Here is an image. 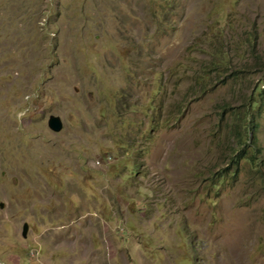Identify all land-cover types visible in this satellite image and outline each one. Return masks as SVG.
I'll use <instances>...</instances> for the list:
<instances>
[{
  "label": "rangeland",
  "instance_id": "rangeland-1",
  "mask_svg": "<svg viewBox=\"0 0 264 264\" xmlns=\"http://www.w3.org/2000/svg\"><path fill=\"white\" fill-rule=\"evenodd\" d=\"M219 28L245 78L195 92ZM258 83L260 159L215 187ZM0 202V264H264V0H0Z\"/></svg>",
  "mask_w": 264,
  "mask_h": 264
},
{
  "label": "trees",
  "instance_id": "trees-1",
  "mask_svg": "<svg viewBox=\"0 0 264 264\" xmlns=\"http://www.w3.org/2000/svg\"><path fill=\"white\" fill-rule=\"evenodd\" d=\"M222 29L219 28L210 37L212 42L209 47L210 58L200 65L201 72L195 77L194 86L195 92H202V85L211 78H221V82H226L227 79L239 81L244 79L245 69L236 67L232 60L228 57V50L225 48V43L221 39ZM256 37L248 34L245 42L244 52L248 53L252 58L260 59V47L256 43ZM242 54V53H241ZM262 80V79H261ZM261 82V81H260ZM192 88V89H193ZM205 91V89H203ZM263 92L261 84H255L250 94L244 97L242 108L227 104L220 114V121H224V132L226 140L231 139L230 143V167L222 168L213 178L212 184L219 187L228 176H234L238 169V164L241 160H245L251 167H256L260 159V147L257 144V122L255 121V110L258 108L261 101L260 92ZM219 140V138L217 139ZM219 144V142H217Z\"/></svg>",
  "mask_w": 264,
  "mask_h": 264
},
{
  "label": "water",
  "instance_id": "water-1",
  "mask_svg": "<svg viewBox=\"0 0 264 264\" xmlns=\"http://www.w3.org/2000/svg\"><path fill=\"white\" fill-rule=\"evenodd\" d=\"M47 125L54 132H59L63 128V123H62L61 118L58 115H53V114L49 115L48 120H47ZM3 207H4V203L0 202V208H3ZM28 230H29V225L27 222H24L22 226V232H21L24 238L27 237Z\"/></svg>",
  "mask_w": 264,
  "mask_h": 264
}]
</instances>
